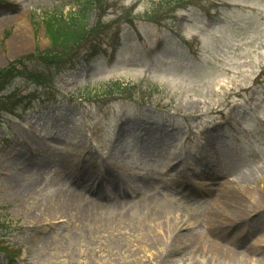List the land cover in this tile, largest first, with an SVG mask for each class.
I'll return each instance as SVG.
<instances>
[{"label":"rangeland","instance_id":"1","mask_svg":"<svg viewBox=\"0 0 264 264\" xmlns=\"http://www.w3.org/2000/svg\"><path fill=\"white\" fill-rule=\"evenodd\" d=\"M78 2L0 0V82L22 58L16 74L54 77L48 89L20 73L2 92L16 87L26 97L16 105L20 117L0 113V234L11 255L23 254L0 250V264H264L263 230L248 235L252 221H264V0H185L175 11L167 0H104L102 10L94 0L89 36L53 53L45 21L77 14ZM114 81L129 84L116 100L106 95ZM59 149L96 158L92 180L113 164L125 177L152 178L160 192L106 200L86 222L44 214L66 164H51L45 150L52 157ZM38 153L41 164L28 175L40 187L24 196L13 184L26 177L17 172L22 161L12 156ZM217 170L220 182H207ZM241 174L249 178L239 182ZM223 192L252 200L246 225ZM155 208L161 219L148 217ZM145 228L159 241L147 242ZM194 234L196 247L185 237ZM259 237L261 249L248 254Z\"/></svg>","mask_w":264,"mask_h":264},{"label":"bare ground","instance_id":"2","mask_svg":"<svg viewBox=\"0 0 264 264\" xmlns=\"http://www.w3.org/2000/svg\"><path fill=\"white\" fill-rule=\"evenodd\" d=\"M146 133L150 134L151 130H148V132L146 131ZM75 146L77 147L76 149L82 148V144H75ZM41 154L42 153L30 154L28 157H24L22 154H15L12 156L13 158H17L19 161H22L17 167V172L22 169L23 175L24 177H26L20 179L16 177L15 181H13V184H15L16 189L21 190L22 193H24V196H33L34 193H36L40 187L39 180H32L31 178H29L28 174L31 172V169L34 168V166H37V164H41ZM86 154L90 153L81 152V154L74 155L71 153V151L64 152L59 149L57 150V153L55 155L50 157L51 154L45 150V158H49V160L52 161L51 164H53L54 162L66 164L64 166V170L61 172L62 174L58 175L55 179L56 183L54 186L57 187L58 191L52 196L48 206L44 208V214L46 211L55 210L56 212L61 213L63 216L71 215L77 221L86 222L90 221L95 213L102 210V207H104L103 204L106 200L113 198L117 203L120 204L125 201L133 202V200L131 199L132 195L136 194L137 199H143L153 189L158 191V187H154L155 184L152 181V178H139L137 175L133 178H131L130 176L125 177L123 174L125 171L122 170V174L116 173L113 164L109 167L103 165L102 173L97 175V179L92 180L91 178H93V176L98 173V171H96L97 169L95 168L101 167H99V163L97 162L96 158H94L93 156L87 157ZM44 162H42V164ZM69 164L73 167L71 170ZM54 165L57 166L56 163H54ZM174 166L175 163L173 164V167ZM112 169H114L115 172ZM86 170L90 172H87ZM221 174L223 173L219 170L214 173H207L205 175V179L207 180V182H210L209 180H211V182L217 183L220 182L222 176ZM244 174L246 176L250 175L249 173ZM244 174L239 175L241 179L237 176L235 177L237 180H239V182H243V180H247V178H249L246 177ZM140 183L143 185H141ZM184 183L185 181H181V183L179 182L176 186L180 187V184L182 185ZM198 183L200 184V181ZM225 183L228 185L231 182L225 181ZM128 186H130L131 191L128 189ZM86 194H92V196L88 197L86 196ZM223 194L225 196L224 198L234 199V213L237 217L242 218V223L246 225V223L251 220V214L257 210L254 209L250 204L252 200L250 198L245 197L244 195V198H239L236 193L227 194V192H223ZM159 213L160 211L155 208L147 214L149 218L161 219ZM252 223L253 225H255L253 228H251L252 232H249L248 235L252 234L253 231L257 228H259L260 230L262 229L263 231H261L260 233L263 234L264 221H252ZM143 233L144 239H147V242L155 243L159 241L157 231H153L151 228H145L143 230ZM185 237H187L191 241V246H198V238L196 234L187 236L185 235ZM261 241L262 238L259 237L257 241L251 244L247 248L248 254H253L256 251L260 250V244L263 243ZM209 247L211 248L212 246ZM216 249L217 247H214L213 252L216 251ZM230 256L234 257L233 254H230ZM230 256L228 254V258ZM263 258L264 255L262 256V259ZM245 262V264H248L251 261L247 262V260H245Z\"/></svg>","mask_w":264,"mask_h":264},{"label":"trees","instance_id":"3","mask_svg":"<svg viewBox=\"0 0 264 264\" xmlns=\"http://www.w3.org/2000/svg\"><path fill=\"white\" fill-rule=\"evenodd\" d=\"M94 0H79V6H80V12L77 14H72L70 17H64L62 15L59 16H52L47 18L45 21V31L46 35L48 36L51 45L55 48V50L59 49V54L61 51L68 52L69 48H72V46H75L80 42V40L85 37L88 33V29L86 26V19L88 17L87 10L88 8L93 5ZM103 2V0H102ZM101 2V3H102ZM55 56V55H54ZM58 57V56H56ZM23 62V59L17 61V64H21ZM7 73L4 75H7V79L0 82V91L6 87L5 82H9L12 78L16 77V70L17 66L16 64L10 65V67L7 69ZM4 71L1 70L2 74ZM43 74L40 72L36 75H33L34 79L38 80L37 83L44 84L47 83V79L45 76H42ZM5 84V85H4ZM113 87V88H112ZM126 87V88H125ZM127 86H124L121 83H113L108 88L111 93H114L113 91H118L120 93L127 91ZM109 92V94H111ZM6 100H0V103L5 104Z\"/></svg>","mask_w":264,"mask_h":264}]
</instances>
